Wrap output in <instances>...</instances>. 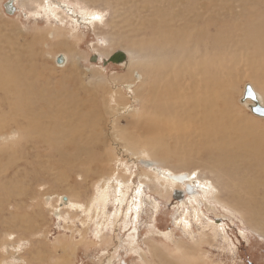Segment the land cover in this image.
Listing matches in <instances>:
<instances>
[{
  "label": "rangeland",
  "instance_id": "rangeland-1",
  "mask_svg": "<svg viewBox=\"0 0 264 264\" xmlns=\"http://www.w3.org/2000/svg\"><path fill=\"white\" fill-rule=\"evenodd\" d=\"M10 1L0 0V98L10 99L20 89L18 69L29 72L32 64L36 63L38 70L46 72L50 78L47 85L51 92L47 93L46 101H53L52 113L45 115L43 102L38 103V96L34 94L32 107L38 112L41 110L35 123L36 127L39 126L40 137L29 138L33 139L29 144V128L25 127L28 121L13 123L12 126L10 122L15 119L10 116L12 105L9 102L10 106L5 108L0 103V186L18 182V188H13L16 196L5 199L13 190L0 191L3 193H0V220L3 221H0V264L11 260L17 264L16 259L21 258L24 264H264V229H254L241 216L244 209L230 192L232 183L240 180L241 176L222 168L221 179L219 171L212 167L213 162L206 157L194 155L185 158L190 145L186 143L188 140H180L186 135L184 130L163 125L151 129L147 125L144 118L149 114L146 112L150 105L147 92L157 90L153 89L151 81L157 69L156 60L146 57L148 49L142 46L144 38H147L144 27L140 26L142 18L130 16L127 5L118 8L123 6L121 0H14L16 11L9 15L5 4ZM140 1L137 0V5L148 0ZM98 13L102 15L101 21L84 19ZM235 17L238 13L234 14ZM198 29L204 30L203 27ZM118 51L127 54V62L104 65L103 62ZM23 52L26 56L36 53L32 59L38 57L29 62L30 58L20 55ZM60 54L69 55L64 67L56 64V56ZM230 65L234 69L233 76L229 78L232 108L240 118L255 125H264V118L255 116L246 104L240 102L247 84L253 85L264 97V83L256 84L247 67H239L233 62ZM132 71L148 81L145 84L139 80L134 82ZM38 79L42 81L44 77ZM128 82L132 89L126 88ZM68 93L79 98L85 109H77L76 102L69 100ZM111 94L112 97L115 95L116 102H110ZM107 99L110 107L119 104L126 109L114 117V130L106 124ZM5 121L10 123V127H5ZM112 131L115 138L109 137ZM168 132H171L172 139L167 137ZM66 136L80 141L85 150H81L78 160L71 164L60 161L64 157L56 154L61 147H55ZM122 138L134 145L136 151L127 149ZM158 138L164 141L167 151L161 143L159 153L152 155L149 150L153 143L156 145ZM37 140L38 144L35 143ZM48 140H52L55 147L47 144ZM192 148L200 153L197 143ZM143 160L151 162L152 167L165 175L186 174L193 178L192 181H200L203 188L196 189L197 198H191L188 193L184 194L186 197L182 202L170 198L168 194L173 186L167 180L168 176L157 174L158 171L152 167H144ZM207 163L211 166L208 167ZM100 176H111L109 198L104 203L96 202L102 184ZM118 181H124V184ZM162 182L169 184L163 187ZM211 184L216 188H209ZM119 190H124L126 195L121 196ZM205 191L217 193L220 202L225 204V210L222 204H214L210 198L212 195ZM60 195L71 196L76 208L60 207ZM92 203L94 209L88 212ZM57 206L61 209L58 215L54 212ZM95 208L98 209L96 214ZM244 213L248 219L252 218L248 215L250 212ZM189 222L192 227L185 228ZM213 222H221L224 230L215 235L211 228ZM9 233L14 234V240H6ZM19 240L23 241V248L18 252L12 247L18 245ZM66 242L69 245L63 244ZM72 245L76 248L68 251Z\"/></svg>",
  "mask_w": 264,
  "mask_h": 264
},
{
  "label": "bare ground",
  "instance_id": "bare-ground-1",
  "mask_svg": "<svg viewBox=\"0 0 264 264\" xmlns=\"http://www.w3.org/2000/svg\"><path fill=\"white\" fill-rule=\"evenodd\" d=\"M121 1L123 3V6L119 5L118 8L127 5L129 6V9L128 11H126L128 14H130V16L132 15L134 17H137L139 15L140 18H142V24L140 26L144 27L146 33L144 34L147 36V38H144L142 46H145L148 49V51L146 52V57H151L156 60L155 68L157 69V71H155V75L153 74L154 76L151 81L153 89L157 88V90L152 91L151 89L147 92L149 94L147 103H149L150 105L149 108H146V112L149 111V114H145L144 116L145 120L147 121V125H149L148 127L154 129L157 128L159 125H163L164 127H170L175 130H184L186 132V135L183 134L184 138L182 137L180 140H188V142L186 143L190 145L188 151L186 152L185 158H189L194 155L195 157L197 155H202L206 157L209 162H213L212 167L213 169L215 168L214 171H219L218 176H220V171L223 170L222 168L229 169L230 172L240 175V180L237 178V181L233 183L231 182L232 190H230V192H232V196L234 197V199H237L238 204L243 207L244 211L250 212L248 215H251L252 218L248 219L244 211L241 216H243V218L246 219L254 229H264V137L262 136V134H264V125H255V123L249 120L247 121L244 118L242 119V117L240 118V115L235 112V110L232 108L234 106H231L230 103V100L232 99V89L229 82V78L233 76L234 69L230 65V63L233 62L239 67H247L248 71L253 74L251 78L255 81L256 84L260 85L264 83V0H148L146 2L144 1L145 3L143 5H137V0ZM139 2L141 3L140 0ZM236 13H238V17L234 18V14ZM207 14L208 18L205 17ZM84 19L87 21H101L102 15H99V13L98 15L91 14L90 18ZM132 23L130 25H132ZM126 27L128 26L126 25ZM131 27H133V25ZM199 27H203L204 30H199ZM133 32L135 33V30ZM62 45L64 47H68L67 45L65 46V43H63ZM20 55L25 56V58H30L29 60L26 59L29 62L33 61L36 57H38L36 56L34 59H32L36 55V53L34 56H29V54L26 56V53L24 52L20 53ZM63 56L66 58V64L69 59V55L63 54ZM65 64L59 67H64ZM243 64H245V66H243ZM17 72L19 74V78L21 77V80L18 83L20 89L14 92L10 99L1 100L0 98V103H2L5 108L9 102L12 105L10 116L15 117L13 121L10 120L12 121L10 122L12 123V126L13 123L16 124L19 122L18 124H23V120L28 121L27 126L25 127L26 129L29 128L28 132L26 131L28 133L27 141H29L27 143L29 144L33 141V139L29 140V138L37 139L39 136V126L36 127L35 123L37 122L38 116H40L39 112L41 110L38 112L37 108L36 111L34 109L35 107H32L33 97L36 95L38 96L37 102H43L44 106H42V109L45 115H49L52 113L51 102L53 101V99L51 102L46 101L48 97L47 93L51 92L50 86L47 85V83H49L48 80L50 78L45 75L46 72L43 73V71L38 70L36 63L32 64V68L29 72L24 69H22V71L18 69ZM132 72L134 82L139 80L142 82V84H145L148 81V79H145L144 76L142 77V75H140L139 73H134V71ZM48 75L50 76V74ZM40 76H43L44 80L40 81L38 79ZM127 87H129L130 89L133 88L130 82L126 84V88ZM252 87L254 88L255 92L261 99L262 104L264 105V97L259 91L255 89L253 85ZM68 97L70 101L76 102L77 109H80L81 111L85 109V106L82 104V101L79 100V98L69 93ZM14 99L15 101H13ZM111 101L116 102L115 95L112 97L111 94L110 102ZM106 103V124L111 125V128H113L114 130L116 128L114 117L122 113L126 109H124L125 106L119 104H117L115 107H110L108 99ZM37 104L35 102L34 105L37 106ZM245 104L247 106L251 104V101L248 100ZM59 108H62V106ZM105 109L106 108L104 107V110ZM128 110L134 111V109ZM97 119V121H100L99 118ZM88 120L92 121L91 118H89ZM10 123L5 121V127H10ZM258 126H262L263 128ZM171 132L167 133V137H169V139H172L170 138L172 137ZM172 133H175V131ZM170 134L171 136H169ZM180 135H178V137ZM176 136H174L175 139L177 138ZM109 137L115 138V132L112 131ZM162 139H159L160 141H156V145H153L154 143L152 144V147L149 150L151 151L152 155H156L159 153V146L161 147L162 145H164V141H161ZM122 140L125 142L123 138ZM151 142L153 141L151 140ZM35 143L38 144V140ZM80 143V141L76 139H69V137L67 136L61 142V144L56 147L54 143H52V140L47 141V144L52 147H61V149L56 150V154L64 157V160L59 157L60 161H66L68 164H71L74 160H78L79 153H81L80 151L84 150ZM194 143H197L200 153H196L193 150L192 145ZM30 147L34 148L32 144H30ZM125 147L127 149L136 151L134 145L132 146V144L128 141L125 142ZM163 147L164 150H166L165 145ZM68 152H70L69 155H67ZM204 157L202 158L204 159ZM182 160L184 161V159ZM57 163H59V161H57ZM210 166L211 165H209L208 167ZM208 167L206 168L208 169ZM157 174L165 175L161 172H157ZM167 176V180H169L171 187L173 186L172 190H169L168 197L170 198L173 197V193L176 190L181 191L183 189V191L181 192H183V194H186V188L189 185L192 186L194 190V193L190 194V196H192L191 198H197L195 196V194H198L196 192V189L203 188V186L199 183L200 181H192V177L189 178L187 175L185 179H181V176H178L177 174H170ZM99 178V180L102 181V184L96 202L104 203L109 198V187H111L109 186V183L111 180V176H100ZM123 182H121L120 184H124ZM165 184L167 183L164 182L162 184L163 187H167L169 183L167 185ZM8 188H11V190L13 191H9V193L5 196V199L15 195L13 188H18V182L12 183L10 185H2L0 186V191L2 189L7 190ZM209 188L214 189L216 187L215 185L211 184ZM119 192L121 196L123 195V197L124 195H126V192L124 190H119ZM206 194L212 195L210 196L211 201H213L214 204H222V207H224L225 210V204L223 202H220L217 193L215 194L209 191L206 192ZM64 197L67 198L66 207H69L68 209L76 208L75 202L71 200L72 198H70L71 196L69 197L65 195H60V198ZM184 197L186 196L184 195ZM48 200L50 201V197H48ZM3 202L4 201L1 200V203ZM63 205H61L60 207H62ZM90 206L91 205H89V207ZM94 206L95 205L92 203L91 208L88 207V212H90L91 209H94ZM60 207L57 206V210L54 211L57 213V215L61 210ZM194 210L196 211V209ZM102 211L103 210H101V212ZM235 211L239 214L236 208ZM97 212L98 209L95 208L94 213L96 214ZM226 212L231 214V211L227 210ZM220 223L221 222L212 223L211 228L215 235L219 233V230H224V225ZM189 227H192V224H190V222L187 223V226L185 228L189 229ZM6 235V240L14 236V234L12 233ZM223 239L226 241L225 237ZM22 242L23 241L20 242L19 240V244L15 245L12 248L19 252L20 249L23 248L21 247L23 244ZM5 244H3L2 246H6ZM63 244H66V246L69 245L67 244V242ZM71 248L74 250L76 246H69L68 251ZM167 258H169V256H167ZM13 259H16V256ZM16 260L18 261L17 264H19V262H24L23 258ZM7 264H13V260H11V262Z\"/></svg>",
  "mask_w": 264,
  "mask_h": 264
},
{
  "label": "water",
  "instance_id": "water-1",
  "mask_svg": "<svg viewBox=\"0 0 264 264\" xmlns=\"http://www.w3.org/2000/svg\"><path fill=\"white\" fill-rule=\"evenodd\" d=\"M11 2L13 4L15 3V1L12 0V1L7 2L5 4L6 12L9 15L14 14V12L16 11L15 5H13ZM127 59H128V56H127V54L125 52L118 51V52L114 53L108 60L104 61L103 63H104V65H108L109 63L117 64V65H123L124 63L127 62ZM65 62H66V58L62 54L57 56L56 64L58 66L64 65ZM248 100L251 101V104L247 105V108L255 116L260 117V118H264V105L262 104L261 99L259 98L258 94L255 92L254 88L250 84H247L244 87L243 96L241 97L240 102H241V104H245L246 101H248ZM142 165L144 167H152V163L151 162H144V163H142ZM152 168L154 170H157L158 172H160V170L158 168H156V167H152ZM180 178L181 179H185L186 176L183 175ZM186 190H187L188 194H192L193 191H194L193 187L190 186V185L186 188ZM173 197H174L175 200L181 201L184 198V194H183V192L176 190L173 193ZM62 203L64 205H66L67 198H65V197L62 198Z\"/></svg>",
  "mask_w": 264,
  "mask_h": 264
}]
</instances>
